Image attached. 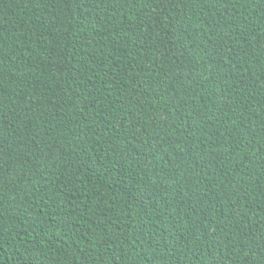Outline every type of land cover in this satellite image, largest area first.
<instances>
[{"label": "trees", "instance_id": "1", "mask_svg": "<svg viewBox=\"0 0 264 264\" xmlns=\"http://www.w3.org/2000/svg\"><path fill=\"white\" fill-rule=\"evenodd\" d=\"M0 264H264V0H0Z\"/></svg>", "mask_w": 264, "mask_h": 264}]
</instances>
